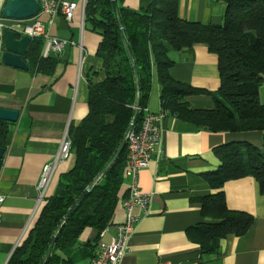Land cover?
<instances>
[{
	"label": "crops",
	"instance_id": "crops-1",
	"mask_svg": "<svg viewBox=\"0 0 264 264\" xmlns=\"http://www.w3.org/2000/svg\"><path fill=\"white\" fill-rule=\"evenodd\" d=\"M68 1L79 5L72 21L59 15L49 24L50 17L40 15L51 37L67 40L61 51H51L49 56L56 59V68L46 74L36 68L38 56H43L45 49L44 37H37L43 41L41 54L28 56V52L25 57L29 70L3 63L6 32L17 20L3 16L8 0H0V107L21 112L18 122L9 123L0 173V195L5 198L0 215V264H7L14 251L28 240L44 205L56 193L60 176L72 168L73 155L58 165L45 199H39L44 166L57 156L71 125H79L89 113V80L100 83L106 79L104 61L97 54L102 35L86 22L85 0ZM151 1L119 0V5L141 10ZM179 1L183 19L218 25L224 21L227 0ZM171 58L175 61L171 69L174 79L202 91L186 98L189 106L213 109L214 95L221 86L218 56L198 44L192 50L173 51ZM146 108L152 113L162 111L156 75ZM166 112L164 153L156 155L139 174L140 188L152 197L151 212L133 234L121 264H264V194L253 177L230 180L222 189L231 210L254 217L246 234L229 235L220 241L217 252L206 253L190 233L197 225L211 221L202 213V199L217 192L205 178L221 166L216 148L232 142H249L262 148L264 133L211 131ZM130 182L126 177L112 225L100 237L93 229L80 237L72 253L75 264H89L92 259L83 248L85 243L98 237V244L101 239L110 241L117 234L118 225L126 218L123 201Z\"/></svg>",
	"mask_w": 264,
	"mask_h": 264
},
{
	"label": "trees",
	"instance_id": "trees-1",
	"mask_svg": "<svg viewBox=\"0 0 264 264\" xmlns=\"http://www.w3.org/2000/svg\"><path fill=\"white\" fill-rule=\"evenodd\" d=\"M179 4V0H152L141 10L119 5L118 17L112 0H87L86 22L102 35L97 54L104 61L106 79L100 83L89 80V113L69 130L74 164L60 176L57 191L44 205L30 237L7 264H42L56 234L47 264H75L72 253L83 233L93 229L100 237L112 225L126 179L128 146L108 165L135 120L137 103L134 128L140 127L155 75L162 110L211 131L264 133L260 96L264 84V0H227L224 21L219 25L183 19ZM124 38L131 46L139 83ZM198 44L206 45L219 58L221 86L214 95L215 107L209 110L191 108L186 98L202 91L177 81L171 73L175 64L171 53L192 50ZM42 47V40L33 39L28 56L41 54ZM56 62L41 54L36 68L52 74ZM9 123L0 120V147L8 146ZM215 153L221 166L205 178L217 192L202 199V213L211 221L190 231L206 253L217 252L220 241L229 235L246 234L254 222L252 215L228 207L222 190L225 183L253 177L264 194V144L259 148L249 142H232L217 147ZM91 186L79 208L66 219ZM99 237L83 247L92 258Z\"/></svg>",
	"mask_w": 264,
	"mask_h": 264
},
{
	"label": "built area",
	"instance_id": "built-area-1",
	"mask_svg": "<svg viewBox=\"0 0 264 264\" xmlns=\"http://www.w3.org/2000/svg\"><path fill=\"white\" fill-rule=\"evenodd\" d=\"M39 1L41 8L36 17L23 21L17 20L16 24L10 26L9 29L16 31L20 37L25 35L32 39L44 37L46 45L43 57L47 58L51 51H61L67 40L51 37L48 26L40 19V15H48L50 17L49 24H52L59 15L64 16L68 21H72L79 5L75 1L68 0ZM86 2L87 0H85L84 9H86ZM166 114L167 112L164 110L159 113H152L146 108L140 127L135 129L133 126L128 132L126 136L128 146L126 177H129L131 182L128 195L123 201L126 218L123 223L118 225L117 234L110 241L100 240L89 264H121L129 249L133 234L140 223L150 214L152 197L140 188L139 174L142 169L151 165L156 155L164 153L165 129L163 121ZM71 157L72 140L67 133L55 159L43 168L38 185L40 200L45 199L58 165ZM4 200V196L0 195V215Z\"/></svg>",
	"mask_w": 264,
	"mask_h": 264
},
{
	"label": "water",
	"instance_id": "water-1",
	"mask_svg": "<svg viewBox=\"0 0 264 264\" xmlns=\"http://www.w3.org/2000/svg\"><path fill=\"white\" fill-rule=\"evenodd\" d=\"M113 8L118 17H120V9L118 0H112ZM41 8V4L39 0H8V3L6 4L4 10H3V16L8 19H15V20H29L34 17H36L39 14ZM121 28L123 30V25L121 24ZM33 39L28 36H22L20 38L17 37V33L14 30H7L6 32V38H5V52L3 53L2 61L6 65H9L11 67H15L22 70H29L30 66L28 65L27 61L25 60V57L27 56V53L29 51V48L32 44ZM124 42L126 45V49L128 52V55L130 57V60L132 62V65L135 69V72L137 74V83L140 82V76L138 73V68L135 64L134 58H133V52L131 49L130 44L128 43V40L124 38ZM139 103L136 105V116L135 120L139 114ZM21 112L17 109H10V108H4L0 107V120L6 121V122H18L20 118ZM135 120L130 125L126 136L128 132L131 130V128L135 125ZM126 136L120 145L117 154L113 161L108 165L110 167L112 164L115 163L117 158L121 155L124 148L127 146V139ZM6 154V148L0 147V173L3 168L4 164V158ZM107 167V168H108ZM92 190V186L89 187L82 195L81 197L75 202V204L70 208L69 214L66 216V219H69L71 215L79 208V206L84 201L85 197L90 193ZM57 239V234L54 236L52 240L51 247L49 249V252L45 258V260L42 262V264H47L48 258L51 256V253L54 249V245Z\"/></svg>",
	"mask_w": 264,
	"mask_h": 264
},
{
	"label": "rangeland",
	"instance_id": "rangeland-1",
	"mask_svg": "<svg viewBox=\"0 0 264 264\" xmlns=\"http://www.w3.org/2000/svg\"><path fill=\"white\" fill-rule=\"evenodd\" d=\"M261 100L264 103V86H263V89H262V92H261Z\"/></svg>",
	"mask_w": 264,
	"mask_h": 264
}]
</instances>
